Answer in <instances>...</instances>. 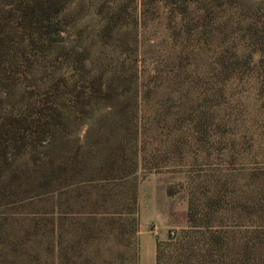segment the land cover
<instances>
[{
	"label": "rangeland",
	"instance_id": "1",
	"mask_svg": "<svg viewBox=\"0 0 264 264\" xmlns=\"http://www.w3.org/2000/svg\"><path fill=\"white\" fill-rule=\"evenodd\" d=\"M182 7H186L185 12H181ZM1 9L3 11L4 7L0 5ZM110 18L118 27L110 37H104L103 28ZM194 19L193 0L192 3L180 0L175 3L172 0H71L65 6L57 18L60 28L57 42L41 62V67L28 77L27 89H35L43 97L42 90H46L52 80L62 74L68 80L73 74L69 83L76 80L79 90L81 83L76 78L82 72H74L71 66L75 56L81 54L85 57L82 65L86 78L101 75L105 85L111 83L110 77L114 76L121 81L120 89L132 98L136 95L141 99L143 94L150 92L148 88L153 90L138 107V121L147 133L142 135L136 148L138 170L121 182L104 187L94 183L97 188L89 191L86 203L80 201L81 190L77 185L57 194L63 228L75 229V233L63 232L56 241L57 246L63 251L64 247L74 244V249L81 251L68 261L61 259L63 255H59L57 248L50 253L47 249L49 241L45 239H41L39 245L36 241L25 244L23 254L19 250H7L6 244L9 243L12 249L15 239L27 237L23 230H30L33 219L48 217L50 199L47 200V195L26 200L18 210L0 208V240L3 244L0 245V264H137L140 221L143 223L151 217L144 211L151 209L149 199L159 200L158 191L163 185L166 190L172 188L174 191L169 196L172 201L159 203L163 214L170 211V218L178 220V214L173 212L185 207L186 225L171 228L166 239L157 242L159 252H162L161 264H172L168 258L171 249L167 245L179 239L181 232L187 229L190 199L198 204V216L200 210L206 214L211 200L219 199L222 207L210 221L212 225H222L227 246L232 250L229 254L234 256L241 251L249 231L257 223L238 206L252 204L264 195V88L257 76L261 69L255 68L241 80L221 84L219 74L210 70L212 55L207 49L197 59L190 54L194 68L191 70L184 56H180L183 38L176 33L183 29L182 25L192 24ZM191 50L189 48L185 54ZM58 52H62L61 56L54 59ZM63 52L69 55L65 53V56ZM24 89L25 85L19 84L10 94L6 89L1 91L0 112L11 110ZM123 99L124 96L114 103L113 109H98L86 123L73 127L63 140L55 143L57 148L45 141L15 160L14 166L30 168L33 160L47 161L50 150L62 158L67 156L65 152L69 153L67 149L76 146L92 151L103 147L106 139L96 132L102 124L101 116L119 114ZM75 116L77 118L71 115L70 123L79 122L78 115ZM198 121L202 125L201 131H197L199 134L194 129ZM201 135L203 141L195 143L196 136ZM99 138L101 141L97 142ZM130 153L135 156V150ZM152 176L156 177L151 183L143 185L146 190L139 208V186ZM132 186L137 199L136 223L129 214L128 191ZM148 186L153 198H149ZM96 203L98 206L93 209ZM2 227H7L8 243L4 240ZM85 234L87 237L76 243L78 237ZM207 238L208 233H205L204 241ZM259 251L262 253V248ZM35 254L39 261L34 260Z\"/></svg>",
	"mask_w": 264,
	"mask_h": 264
},
{
	"label": "trees",
	"instance_id": "2",
	"mask_svg": "<svg viewBox=\"0 0 264 264\" xmlns=\"http://www.w3.org/2000/svg\"><path fill=\"white\" fill-rule=\"evenodd\" d=\"M70 1L0 0V5L4 7L3 11L0 10V93L6 89L10 94L19 84L25 85L24 92L11 105V110L0 112V208L18 210L26 200L43 195L48 196L47 200L50 199L48 217L44 220L33 219L30 230H23L27 237L18 241L15 239L12 249L5 236L7 227H2L1 232H4V240L8 243L7 250L11 252L19 250L23 254L25 244L36 241L39 245L41 239H45L49 241L48 251L54 253L57 248L64 261L81 251L74 249V244L69 248L64 247L63 251L57 246L56 241L62 237L63 232L75 233L74 228H63L57 194L77 185L81 190L80 201L86 203L89 191L97 188L94 183L103 184L104 187L135 175L139 163L136 148L142 135L147 134L142 130L144 125L138 121V107L142 99H146L153 91L148 88L150 92L143 94L141 99L136 95L132 98V95L127 96L120 89L121 81L114 76L110 77L111 83L105 85L101 75L86 78L87 73L82 65L85 57L81 54L75 56L71 66L74 72H82L76 78L81 83L79 90L76 89V80L69 83L73 74L68 80L64 74L52 80L49 87L42 90L43 97L35 89H27L28 77L41 67V62L57 42L60 32L57 18ZM172 1L175 3L178 0ZM180 1L192 3V0ZM193 3L194 22L182 25L183 29L180 28L176 33V36L183 38L179 52L188 61L187 67L194 69L191 67L190 54L197 59L204 50L209 49L212 55L210 70L219 74L221 84L241 80L257 68L261 69L257 76L264 88V0H193ZM185 9L182 7L181 12H185ZM112 19L103 28L104 37H110L117 30L118 25L111 22ZM189 48L191 52L185 54ZM61 53L58 52L54 59L61 56ZM123 96L125 101L119 107V114L101 116L102 124L96 132L103 134L106 139L103 140V147L92 151L76 146L67 149L69 153L65 152L67 156L62 158H59V153L50 150L47 161L33 160L30 168L14 166L15 160L28 151H34L45 141L57 148L55 143L63 140L69 130L86 123L98 109H113V104ZM76 114L80 123H70L71 115L73 118ZM201 128V123L196 122L194 129L197 134ZM201 141L203 136H196L195 143ZM134 150L135 156L130 153ZM94 158L97 160H92ZM173 194L172 188H168L167 195ZM128 196L129 214L136 223L137 199L133 186ZM97 206L98 203L94 204L93 209ZM221 207L219 199L211 200L206 214L200 210L198 216V204L190 199L187 209L188 227L181 232L179 239L167 245L171 249L168 258L172 264H264V195L252 204L238 206L247 217L253 216L257 225L249 231L241 251L234 256L229 254L232 250L227 246L222 225H212L210 221ZM205 233H208L206 241ZM86 237V234L80 235L76 243ZM159 246L156 243V264H161L162 252H159ZM261 248L262 253L259 251ZM1 252L0 247V256ZM34 260H40L37 254Z\"/></svg>",
	"mask_w": 264,
	"mask_h": 264
},
{
	"label": "crops",
	"instance_id": "3",
	"mask_svg": "<svg viewBox=\"0 0 264 264\" xmlns=\"http://www.w3.org/2000/svg\"><path fill=\"white\" fill-rule=\"evenodd\" d=\"M156 176H152L146 179L139 186L138 190V207H141V197L143 198V193L146 188L145 183H151L152 179ZM150 181V182H149ZM147 191L149 192V198H153L151 195L152 189L150 186L147 187ZM159 200L156 198L149 199L150 210L144 213L148 216H151L148 221L141 223L140 221V229L138 232V241H137V250H138V258L137 264H156L155 254H156V243L159 241H164L167 237V232L171 228H184L186 225V217H185V207L178 212H173L174 214H178V220L174 218H170V211H167V215L163 214L162 207L159 203L166 204L168 201H172L171 198L167 195L166 186H160L159 188ZM172 213V211H171ZM176 216V215H175Z\"/></svg>",
	"mask_w": 264,
	"mask_h": 264
}]
</instances>
